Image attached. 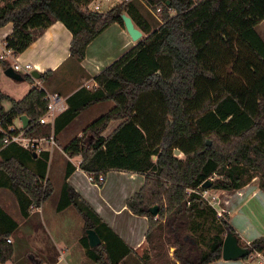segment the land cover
<instances>
[{"label": "trees", "instance_id": "obj_1", "mask_svg": "<svg viewBox=\"0 0 264 264\" xmlns=\"http://www.w3.org/2000/svg\"><path fill=\"white\" fill-rule=\"evenodd\" d=\"M142 1L160 12L158 28H152L131 0L103 12L92 11L91 0H0V27L13 23L5 45L18 55L60 21L73 35L70 54L79 61L110 25L125 26L123 13L148 34L95 76L94 89L83 87L68 98L54 133L92 105L114 101L115 106L88 124L64 151L82 156L80 168L100 186L110 170L145 175V185L128 200V207L149 219L147 264H163L164 259V264H176L168 262L158 241L161 236L176 246L179 264H210L222 258L226 234L237 233L227 216L218 217V233L210 237L209 250H201L196 233L205 219L218 216L203 193L240 189L256 176L264 187V40L256 30L264 20V0ZM4 63L5 69L11 66ZM51 74L46 71L42 78ZM5 101L11 103L9 109ZM49 103L47 92L38 87L20 100L0 90L1 127L7 129L26 115L29 125L21 128L25 135H50V123L40 122ZM116 120L121 124L105 137L103 132ZM4 136L0 130V189L16 195L27 217L53 194L47 178L49 152L17 143L4 147ZM74 169L68 165L57 209L72 205L82 216L81 242L92 260L123 264L133 249L68 182ZM207 180L211 185L204 186ZM154 205L159 207L157 217L150 212ZM18 227L0 206V264L13 257L14 246L7 239ZM89 228L102 239L94 248L86 234ZM157 230L162 232L158 237ZM245 247L251 253L264 252V236Z\"/></svg>", "mask_w": 264, "mask_h": 264}, {"label": "crops", "instance_id": "obj_2", "mask_svg": "<svg viewBox=\"0 0 264 264\" xmlns=\"http://www.w3.org/2000/svg\"><path fill=\"white\" fill-rule=\"evenodd\" d=\"M123 1L126 0L112 3L106 10ZM131 1L136 3L141 14L148 20L140 8L141 6L147 8V5L141 2L142 0ZM108 2L110 0H91L89 7L93 8L97 4L103 7ZM134 23L143 32L142 38L146 37L148 34L135 21ZM151 26L153 29L159 27ZM256 30L264 40V20L256 26ZM12 32V22L0 27V54L8 55L5 59H0V62L9 63L10 67H14L16 63L21 65L30 63L33 70L40 73L52 71V74L47 81L43 78H34L32 81H18L20 83L14 86L6 83L0 76V90L12 98L20 100L33 87H38L44 89L48 97L58 94L60 100L54 111V116L48 118L47 123L51 125L50 135L42 136H53L55 143H51L49 140L45 141L41 150L37 151L49 152L47 178L53 184V194L40 207L31 210L29 216L24 217L16 195L7 189L17 200L18 218H15L5 208L7 204L5 199L10 198H5L1 195L4 193H0V206L19 224V227L10 236L14 254L7 264L10 262L15 264V258L19 259L21 264H97L87 255V249L81 242L84 235V220L77 209L72 205L63 210L57 209L69 164H72L75 169L68 177V182L95 209L101 219L133 249V252L126 256L125 263L145 264L144 260L149 255L147 241L149 219L147 216L133 213L128 207V200L145 185V175L132 171L110 170L105 176L104 183L100 186L90 179L88 172L80 168L82 156L70 157L64 151V147L73 138L81 135L87 126V124H80L74 128L83 115H87L94 106L101 107L102 114H104L115 106V102L105 101L92 105L57 134L54 133L55 120L67 108L68 98L83 87L96 86L95 76L136 46L139 41H134L126 27L116 22L89 44L85 58L79 61L71 57L70 54L73 35L60 21L49 26L24 52L18 55L10 54L5 45V39ZM33 70L28 71L21 68L17 72L21 75H31ZM106 104L108 105L106 106ZM4 106L9 109L11 103L5 101ZM58 107H63V109L59 110ZM121 122L122 120L111 122L103 135L109 136ZM14 125L17 128H22L21 119L17 125L15 119ZM72 129L74 130L72 131ZM64 134H66V139H64ZM2 189L6 188H1L0 191ZM210 192L213 198V207L219 216L228 217L241 245H249L255 239L264 236V187H261L258 176L240 189L210 190ZM49 203H51L50 206ZM17 255L18 257H16ZM249 257L247 260L244 258L236 260L221 258L210 264H252V261L258 258L260 259L258 264H264V252H254Z\"/></svg>", "mask_w": 264, "mask_h": 264}, {"label": "rangeland", "instance_id": "obj_3", "mask_svg": "<svg viewBox=\"0 0 264 264\" xmlns=\"http://www.w3.org/2000/svg\"><path fill=\"white\" fill-rule=\"evenodd\" d=\"M116 1H118V0H110V2L105 3L103 5L104 11H106V9L109 8V6L112 3H115ZM141 2L146 4V2H144V1H141ZM0 5H2V2H0ZM140 8H142L143 14L148 19V21L151 23V25H153L154 27H158L162 23L161 17H160L161 15H160L159 11L151 10L148 6H147V8L145 6H141ZM0 76H2L4 81H6V83H9L11 86H14V85H17L18 83H20L16 80H13L12 78H10L9 76H7L5 74V63L4 62H0ZM50 77H51V75L46 79V81L49 80ZM24 83H26V82H24ZM21 85H24V84H21ZM95 87L96 86H90L89 89H94ZM15 94H18V93H15ZM107 105L108 104H106V106ZM100 108L101 107H99V106H94L93 108H91V110L88 112L87 115H83L80 118L81 120L79 121L78 124H76L74 126V128H76L80 124H87L88 125L93 120L98 118L103 112V109H100ZM19 121H20V117L16 119V125L19 124ZM73 130L74 129H72V131ZM42 136H44V135L42 133H40L35 138H40ZM64 139H66V134H64ZM209 142L211 144L213 143L212 140H209ZM177 156L179 158H184L183 154H177ZM216 177L217 176H214L212 179H214ZM209 192H208V194L206 192H204L203 197H205V200H207L208 203L213 207V205H212V202H213L212 194H211V192L210 193ZM0 193H4L1 195H3L5 198H10L8 200L5 199L6 200L5 202L7 203L5 208H7V210L11 213L12 216H14L15 218H18V213H17L18 212V205H17L16 197L7 189H2L0 191ZM48 205L50 206L51 203H49ZM218 217H222V216L218 215L217 217H214V218L211 217L209 219H205V226L199 232L196 233V236L200 239V243H201L200 248L202 251L207 252L209 250V239H210V237H212L213 235L218 233V228L216 226V224L218 223V221H217ZM157 231H158V234H156V236L158 237L160 235V233H162V232L159 230H157ZM203 237H205V238H203ZM158 241L161 243V246L163 247V250L165 251V255L167 256L166 258L168 259V262L170 259V262H175L176 264H179L180 262L175 257L176 246H174L172 243L167 242V240L162 236L159 238ZM148 253L151 254L150 246L148 249ZM16 257H18V255ZM247 258H250V257H246L244 259L247 260ZM259 260L260 259L258 258L257 260L252 261V264H258ZM144 262H145V260H144ZM162 262L164 264L166 262L165 259ZM9 264H12V263L10 262ZM15 264H21L20 260L15 258ZM124 264H127V263L124 262ZM145 264H147V263L145 262Z\"/></svg>", "mask_w": 264, "mask_h": 264}, {"label": "water", "instance_id": "obj_4", "mask_svg": "<svg viewBox=\"0 0 264 264\" xmlns=\"http://www.w3.org/2000/svg\"><path fill=\"white\" fill-rule=\"evenodd\" d=\"M122 19L131 38L134 41H140L142 39L143 32L138 27H136L132 17L127 13H123ZM5 74L13 80L24 81L23 76L18 73L13 67L5 69ZM31 76L35 79H41L42 73L38 72L37 70H33ZM20 119L23 124L22 127L27 128L29 125V118L26 115H22L20 116ZM175 153L180 154V151L176 150ZM207 185H211V180H207L204 183V186ZM150 212L152 215L157 217L159 213L158 205L150 207ZM86 234L91 248H94L102 243V239L100 238L99 234L95 229H86ZM251 254V250L248 247L241 245L239 238L235 234H233L232 232L226 234L222 249V258L224 260L242 259L247 256H250Z\"/></svg>", "mask_w": 264, "mask_h": 264}, {"label": "built area", "instance_id": "obj_5", "mask_svg": "<svg viewBox=\"0 0 264 264\" xmlns=\"http://www.w3.org/2000/svg\"><path fill=\"white\" fill-rule=\"evenodd\" d=\"M90 8V7H89ZM92 11H98V12H103L104 9L102 5L97 4L95 7L90 8ZM10 54H14L12 50H9ZM7 54L3 53L0 54V59H5ZM16 71L20 70L21 68H24L25 70L31 71L33 70V66L30 63H26L24 65H21L19 63L14 64L13 67ZM50 100V103L48 104V108L46 112L43 114V116L40 118L41 123H47L48 118L51 116H54V111L56 110V106L59 103L60 97L58 94H54L48 97ZM59 110H62L63 107H58ZM0 130L3 131L4 133V138H3V144L4 147L11 144V143H17L24 148L30 149V150H36L40 151L41 146L44 144L45 141H50L51 143H55L54 137H40V138H31L27 135H25L24 131L21 128H17L14 124L10 125L7 129H3L0 124ZM90 179L95 182L93 175H90ZM96 183V182H95ZM206 193L208 191H205ZM8 242H12L11 238L7 239Z\"/></svg>", "mask_w": 264, "mask_h": 264}]
</instances>
